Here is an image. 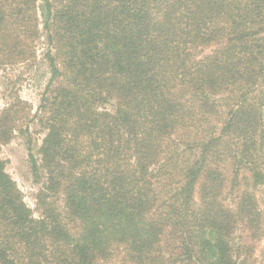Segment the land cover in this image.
<instances>
[{
	"label": "trees",
	"instance_id": "trees-1",
	"mask_svg": "<svg viewBox=\"0 0 264 264\" xmlns=\"http://www.w3.org/2000/svg\"><path fill=\"white\" fill-rule=\"evenodd\" d=\"M39 45L35 112L0 109V264H264V0H0V70Z\"/></svg>",
	"mask_w": 264,
	"mask_h": 264
},
{
	"label": "rangeland",
	"instance_id": "rangeland-1",
	"mask_svg": "<svg viewBox=\"0 0 264 264\" xmlns=\"http://www.w3.org/2000/svg\"><path fill=\"white\" fill-rule=\"evenodd\" d=\"M43 46L37 49L35 62L28 66L18 65L7 70H0V109L5 108L13 96L30 105L31 114L35 112L40 94L45 87L49 72L47 64L41 60ZM31 140L35 146H39L44 133L31 124ZM26 140L16 135L1 149V158L5 161L6 172L16 183L23 200L32 211L34 217H38L39 211L36 207V194L41 189V183H37L30 169ZM36 149L34 150V152Z\"/></svg>",
	"mask_w": 264,
	"mask_h": 264
}]
</instances>
